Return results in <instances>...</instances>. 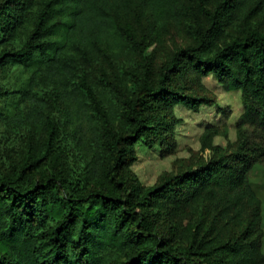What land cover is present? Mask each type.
<instances>
[{
  "label": "trees",
  "instance_id": "trees-1",
  "mask_svg": "<svg viewBox=\"0 0 264 264\" xmlns=\"http://www.w3.org/2000/svg\"><path fill=\"white\" fill-rule=\"evenodd\" d=\"M179 1L0 0V66L35 64L28 89H0V97L17 93L32 101V115L44 119L46 130L38 152L28 141L21 159L0 172V264H99L107 249L123 256L110 264H264L262 200L249 179L264 160V30L249 22L264 0H198L207 24L193 29L192 44L155 64L146 55L151 42L138 40L130 15L160 28ZM237 21L241 31L211 50ZM101 44L110 59L125 57L121 67L133 91L101 71L118 96L103 103L88 76H80L73 115L88 105L97 116L100 149L85 152L82 183L72 185L52 147L59 132L32 89L40 78H73L80 51ZM192 74H213L239 90L242 117L260 141L240 129L236 145L225 148L211 143L208 129L201 138L207 156L143 186L127 169L134 145L171 144L175 105L196 111L215 103L179 84Z\"/></svg>",
  "mask_w": 264,
  "mask_h": 264
},
{
  "label": "rangeland",
  "instance_id": "rangeland-1",
  "mask_svg": "<svg viewBox=\"0 0 264 264\" xmlns=\"http://www.w3.org/2000/svg\"><path fill=\"white\" fill-rule=\"evenodd\" d=\"M175 10L174 16L160 28L151 26L145 16L130 15L132 29L138 40L151 42L146 49V55L155 64L164 63L177 48L192 44L193 29L197 25L207 24L198 9V0H180ZM33 14L34 11L31 10L30 16L33 17ZM249 22L264 30V10L253 13ZM29 29L28 27L24 30L21 36H25ZM240 31L238 21L228 24L223 33L211 43V50L221 46L224 41ZM107 48L106 44H101L93 50H81L73 78L68 81L58 77L40 78L32 89L34 95L44 100V111L48 113L47 117L59 132L52 147L57 154L61 171L66 174V179L71 181L72 185L82 183L85 152L89 150L98 153L100 149V125L97 116L88 105L79 112L80 117L73 115L77 104V92L74 88L80 76H88L103 103L117 102L118 96L112 92L108 82L103 80L101 71L110 82L118 84L121 90L128 93L133 91V86L121 67L120 58L125 57L110 59ZM34 65L33 59H28L0 66V89H28ZM179 84L190 92L210 96L215 103L210 106L201 105L196 111L175 105L173 115L177 122L172 131L173 135L168 139L171 144L165 140L167 145L158 141L149 145L146 140H139L134 145V160L127 169L143 186L156 184L162 176L179 172L186 166L194 165L198 157L207 156L209 150H201V138L208 129H211V143L225 148L236 145L240 129L245 130L252 140L260 141L255 125L246 122L242 117L244 110L239 90L226 89L213 74L201 77L187 75ZM32 108L33 102L21 98L17 93L0 97V172L10 170L21 159L28 141L33 142L36 152L45 142L44 119L33 116ZM249 179L262 200L260 250L264 257V160L254 165ZM63 191L64 195L70 193V189ZM122 258V253L116 250H103L99 264H110Z\"/></svg>",
  "mask_w": 264,
  "mask_h": 264
}]
</instances>
